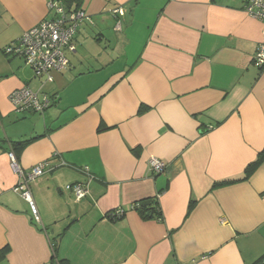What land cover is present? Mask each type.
<instances>
[{
  "label": "crops",
  "instance_id": "crops-1",
  "mask_svg": "<svg viewBox=\"0 0 264 264\" xmlns=\"http://www.w3.org/2000/svg\"><path fill=\"white\" fill-rule=\"evenodd\" d=\"M48 1L0 0V264H252L264 253V35L247 0H53L91 23L45 82L2 50L52 19ZM24 87L49 95L42 116L12 107ZM35 137L17 159L46 164L29 183L39 223L7 156ZM161 190L162 221L132 210Z\"/></svg>",
  "mask_w": 264,
  "mask_h": 264
},
{
  "label": "built area",
  "instance_id": "built-area-1",
  "mask_svg": "<svg viewBox=\"0 0 264 264\" xmlns=\"http://www.w3.org/2000/svg\"><path fill=\"white\" fill-rule=\"evenodd\" d=\"M46 6L53 12L52 19L26 30L17 41L4 47V51L7 55L22 57L33 72L34 78L52 82L53 73L69 67L66 53L75 52L74 35L77 27L85 21L91 23V20L80 9L66 11L59 1L50 0ZM243 9L250 17L261 23L264 35V0H247ZM120 10H115L114 14ZM253 62L258 68L264 67V42L258 46ZM8 98L18 113H42L50 104L45 93L33 92L27 87L13 91ZM7 156L10 168L17 178L14 192L27 202L33 221L39 223L40 218L30 194L29 183L44 175L46 164L39 163L25 170L20 166L14 152H8ZM149 167L154 174L163 173L166 169L164 162L154 158L150 159ZM66 190L71 191L77 200L86 194L85 188L80 184L68 185ZM121 213L117 211L114 214Z\"/></svg>",
  "mask_w": 264,
  "mask_h": 264
},
{
  "label": "trees",
  "instance_id": "trees-1",
  "mask_svg": "<svg viewBox=\"0 0 264 264\" xmlns=\"http://www.w3.org/2000/svg\"><path fill=\"white\" fill-rule=\"evenodd\" d=\"M63 1H66V3H68V4L73 3L75 1L77 2V0H63ZM61 5L63 6L62 3H61ZM66 11H68V10H66ZM69 11H72V10H69ZM2 53H3L4 56L8 57V55L4 51V48L2 50ZM12 57H14V56H12ZM47 96H48V98L50 100V103H51V99H50V97H49L48 94H47ZM49 107H50V104H49V106L42 113H33V112H28V113L37 114V115L42 116ZM36 138L37 137L31 138V139H26V140H19V141L11 142L10 148H9V151L8 152L12 151V152H14V154L16 155V157H18V155H17L18 152L21 151L23 149V147L28 142H30V141H32L33 139H36ZM258 162H259V160H258ZM257 163H254L251 166H249L248 167V170L246 171V174L251 173L254 170V168L256 167ZM162 193H163V190L159 191L158 194L155 195L153 198L147 199V201L150 202V203L147 204L146 206H141V201H138V202L133 203L131 205L132 210L136 211L143 220H153V219H156V220L162 221L163 220V217H162V212L160 210L159 199H158L159 196ZM122 217H123V213H121L120 215L113 214L112 216H110V218H111L112 221H118ZM58 264H68V262L65 261V260H60L58 262ZM252 264H264V253L259 258H257Z\"/></svg>",
  "mask_w": 264,
  "mask_h": 264
},
{
  "label": "rangeland",
  "instance_id": "rangeland-1",
  "mask_svg": "<svg viewBox=\"0 0 264 264\" xmlns=\"http://www.w3.org/2000/svg\"><path fill=\"white\" fill-rule=\"evenodd\" d=\"M107 40H110V39L108 38ZM103 46L105 47L106 45L104 44ZM2 54H3V53H2ZM8 57L11 58L12 56H11V55H8ZM66 57L68 58L69 61H70V59H71V62H72V61L74 62V57H72V55H70V53H69V54L66 53ZM15 58H16V59H19L18 61H23L22 63L25 65V67H28V66L25 64L24 59H23L22 57L15 56ZM88 60H89L88 64L94 68V61H93L92 59H90V58H89ZM28 69H30V68L28 67ZM30 72H31L32 75H33V72L31 71V69H30ZM82 81H83V80H78V81H76V82H74V83H70L69 85L67 84V86H66L65 89H64V92L68 91L69 89H72L73 87H76L75 85H77L78 83L80 84ZM21 114H24V113H21ZM28 115H30V117H32V116L37 115V114H30V113L26 112V115H25V116H28ZM38 116H40V115H38Z\"/></svg>",
  "mask_w": 264,
  "mask_h": 264
},
{
  "label": "water",
  "instance_id": "water-1",
  "mask_svg": "<svg viewBox=\"0 0 264 264\" xmlns=\"http://www.w3.org/2000/svg\"><path fill=\"white\" fill-rule=\"evenodd\" d=\"M150 202L147 201V199L141 201V206H146Z\"/></svg>",
  "mask_w": 264,
  "mask_h": 264
}]
</instances>
